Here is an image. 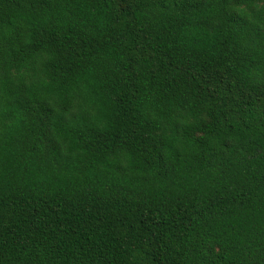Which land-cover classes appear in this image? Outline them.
<instances>
[{"label":"trees","instance_id":"trees-1","mask_svg":"<svg viewBox=\"0 0 264 264\" xmlns=\"http://www.w3.org/2000/svg\"><path fill=\"white\" fill-rule=\"evenodd\" d=\"M0 264H264V0H0Z\"/></svg>","mask_w":264,"mask_h":264}]
</instances>
